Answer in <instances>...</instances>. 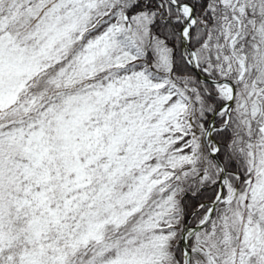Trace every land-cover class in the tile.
Segmentation results:
<instances>
[{
  "label": "snow or ice",
  "instance_id": "snow-or-ice-1",
  "mask_svg": "<svg viewBox=\"0 0 264 264\" xmlns=\"http://www.w3.org/2000/svg\"><path fill=\"white\" fill-rule=\"evenodd\" d=\"M0 264H264V0H0Z\"/></svg>",
  "mask_w": 264,
  "mask_h": 264
}]
</instances>
